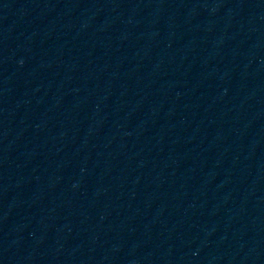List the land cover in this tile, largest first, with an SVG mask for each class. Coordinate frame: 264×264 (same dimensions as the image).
<instances>
[{
	"label": "water",
	"instance_id": "1",
	"mask_svg": "<svg viewBox=\"0 0 264 264\" xmlns=\"http://www.w3.org/2000/svg\"><path fill=\"white\" fill-rule=\"evenodd\" d=\"M0 264H264V0H0Z\"/></svg>",
	"mask_w": 264,
	"mask_h": 264
}]
</instances>
